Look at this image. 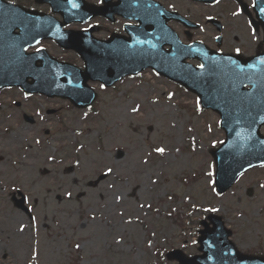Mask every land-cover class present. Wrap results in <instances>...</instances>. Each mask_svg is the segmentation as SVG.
<instances>
[{
  "label": "rangeland",
  "instance_id": "374dc122",
  "mask_svg": "<svg viewBox=\"0 0 264 264\" xmlns=\"http://www.w3.org/2000/svg\"><path fill=\"white\" fill-rule=\"evenodd\" d=\"M221 4L193 19L231 16L232 7ZM240 36L247 42L259 37L246 30ZM232 37L224 36L225 50L237 46ZM148 75L114 90L92 86L98 100L91 113L0 92V264H155L157 248L193 255L199 222L209 213L224 219L241 251L264 255V169L218 195L209 175L210 152L224 140L218 116H197L194 96ZM47 109L59 113L46 116ZM22 113L36 125L24 124ZM69 166L75 172L66 175ZM102 174L98 186H88ZM18 190L29 215L13 204Z\"/></svg>",
  "mask_w": 264,
  "mask_h": 264
},
{
  "label": "water",
  "instance_id": "95a60500",
  "mask_svg": "<svg viewBox=\"0 0 264 264\" xmlns=\"http://www.w3.org/2000/svg\"><path fill=\"white\" fill-rule=\"evenodd\" d=\"M56 10L60 11L57 8ZM38 17L35 13L27 12L18 6L0 0V89L19 86L31 93H43L49 97L57 96L69 99L78 107L88 106L93 100V93L87 87V81L99 80L104 84H110L122 75L120 70L124 64L122 59L126 57L122 56L117 60L112 58L111 62H107L103 54L98 59L87 48L83 50L81 47L75 46L76 40L72 34L68 35L67 41H62L60 37L55 35L54 29H51L50 34L51 24L44 30L49 34L44 33V35L54 38L61 47L75 49L81 54L85 61L86 72L82 73L77 69H73V67L59 65L54 61H47L41 69H38L35 67V59L27 58L25 54V49L34 43V38L46 37L37 34L38 30L31 23L32 20H36ZM16 30H18V33L15 32ZM143 36V39H146L145 35ZM149 44H151V41L143 42V45L140 44V48ZM176 45L178 47L174 46V50L181 51L184 49L177 43ZM147 50L153 51L151 47H148ZM171 52H173V49ZM179 57L183 59L194 57V55L181 51ZM168 58H174V55H169ZM159 60V56L153 59H150L147 55L144 57L145 63L150 62L154 69H160L158 66ZM223 60L226 63L224 71L220 70L219 73L211 71L207 75H201L206 71H194L195 82L199 83H194L195 86L200 87L203 85L204 87L207 84L214 87L216 94L212 99L206 100L205 107L213 108L221 113L227 135L223 147L213 153L218 169L217 188L220 192L225 191L244 170L264 163V139L258 135V129L264 122V113L258 112L259 108L257 107L246 111L244 107L234 105L235 100L238 98L237 94L242 91L247 81L250 78L254 80L260 78L258 74L251 75V72H257L256 66L264 68V64L251 62L246 69L245 67L243 69L238 68L239 71L245 70L243 74L241 73V76L239 72L235 71L234 64L236 62L234 59L227 57ZM105 62L109 64L108 68L111 67L113 71L108 69L107 72ZM240 63L238 65H244L243 62ZM198 75H200L199 78L204 80L198 81ZM28 78L33 79L31 83L26 81ZM174 78L178 79L177 77ZM230 110L233 111L232 114L228 112ZM219 226L216 224L212 233L208 231L202 233L200 243L204 256L187 260L181 253L172 252L168 257L174 258L179 264H212L214 258L209 257L210 250H213L210 244L222 245L220 244L222 240L226 241V237L229 235ZM220 249L226 251L222 254V257L232 258L231 253H229V250L233 249L231 245L222 246ZM207 257L209 258L204 260ZM233 257L235 262L264 264V259L241 257L237 254Z\"/></svg>",
  "mask_w": 264,
  "mask_h": 264
},
{
  "label": "flooded vegetation",
  "instance_id": "af4514ba",
  "mask_svg": "<svg viewBox=\"0 0 264 264\" xmlns=\"http://www.w3.org/2000/svg\"><path fill=\"white\" fill-rule=\"evenodd\" d=\"M36 0H32L35 3ZM89 4L94 6H101L103 0H86ZM108 2V10L104 11V14L109 17V19H104L102 17H97L92 19L88 24H75L71 26V29L84 30L89 28H95L93 33L94 37L103 41L115 37H126L123 31L125 21L118 15L112 14L114 11V5L118 0H106ZM136 3L142 4V0H132ZM159 6L155 7V14L161 18H167V13L178 12L179 14L188 18L191 15V7L193 6L188 0H150ZM247 2L248 5L252 4L253 0H243ZM160 6L162 8H160ZM239 12L243 15L241 6L237 5ZM46 7V6H45ZM245 12V11H244ZM168 26L176 27V23L169 22Z\"/></svg>",
  "mask_w": 264,
  "mask_h": 264
},
{
  "label": "snow or ice",
  "instance_id": "6c2138e0",
  "mask_svg": "<svg viewBox=\"0 0 264 264\" xmlns=\"http://www.w3.org/2000/svg\"><path fill=\"white\" fill-rule=\"evenodd\" d=\"M253 6H255V0H253ZM260 11L264 12V8H261ZM37 43H39V41H37ZM237 51H239V49H237ZM261 63H264V60H262ZM200 67L203 68L204 65L201 64ZM156 151L162 154L164 152V149L163 148H157ZM109 171H111V169H109ZM209 175H211V173H209ZM21 230H23V228Z\"/></svg>",
  "mask_w": 264,
  "mask_h": 264
},
{
  "label": "bare ground",
  "instance_id": "6f19581e",
  "mask_svg": "<svg viewBox=\"0 0 264 264\" xmlns=\"http://www.w3.org/2000/svg\"><path fill=\"white\" fill-rule=\"evenodd\" d=\"M137 188V187H136Z\"/></svg>",
  "mask_w": 264,
  "mask_h": 264
}]
</instances>
